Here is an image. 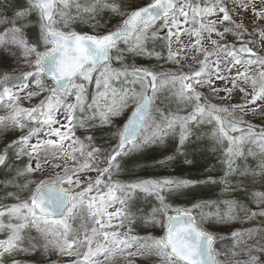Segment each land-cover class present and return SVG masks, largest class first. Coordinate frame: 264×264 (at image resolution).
Masks as SVG:
<instances>
[{
  "label": "rangeland",
  "instance_id": "1",
  "mask_svg": "<svg viewBox=\"0 0 264 264\" xmlns=\"http://www.w3.org/2000/svg\"><path fill=\"white\" fill-rule=\"evenodd\" d=\"M249 1L215 0L205 7L203 0H178L176 13L123 40L109 65L86 70L55 99L37 71L38 59L52 49L37 6L0 0V169L8 164L0 183V239L9 241L0 264H174L160 241L174 211L193 214L199 228L219 238L218 264H244L240 250L251 264H264V86L256 83L264 71V9L249 12ZM149 2L57 0L53 30L110 32ZM233 8L249 22L236 18ZM244 43L259 55L239 56L234 48ZM149 81V123L138 144L117 150ZM225 116L255 131L227 139L220 123ZM205 121L200 137L211 154L195 180L190 171L183 179L173 174L169 157L152 164L146 178L119 172L121 162L143 169L142 150L173 138L161 133L162 125L175 127L183 141ZM210 174H216L211 183ZM195 181L214 186L213 196L197 201L195 214L173 207L175 189ZM52 182L73 192L74 203L65 218L41 220L31 200ZM141 190L158 199V225L134 226L137 217L151 220Z\"/></svg>",
  "mask_w": 264,
  "mask_h": 264
},
{
  "label": "water",
  "instance_id": "2",
  "mask_svg": "<svg viewBox=\"0 0 264 264\" xmlns=\"http://www.w3.org/2000/svg\"><path fill=\"white\" fill-rule=\"evenodd\" d=\"M39 5L43 16L44 24L49 29L54 18L56 4L54 0H32ZM177 0H155L151 5L134 11L125 21L121 29L113 31L104 36L78 37L62 36L61 34L50 33L49 40L54 44L55 50L38 62V69L42 72L46 80L54 84L53 96L58 97L72 85L77 75L85 67L93 65L98 67L109 61L110 49L117 46L123 38H134L144 27L151 26L160 18H165L176 11ZM213 0H206L205 5H209ZM236 50L241 55L255 57L257 54L250 50V46L244 44L238 46ZM264 72L257 77V82L262 88V78ZM150 99L140 108L128 121L125 137L122 142L123 147H127L136 141L140 131L146 123ZM224 128L231 134L248 132L251 127L234 124L223 119ZM71 194L59 190L55 185L45 186L33 200L36 213L42 218L62 217L65 210L70 205ZM171 224L162 237L164 244L168 246V252L173 259L183 264H216L213 261L210 250L215 242L211 236L201 233L194 225V219L185 214L170 216ZM6 243L0 241V252Z\"/></svg>",
  "mask_w": 264,
  "mask_h": 264
},
{
  "label": "trees",
  "instance_id": "3",
  "mask_svg": "<svg viewBox=\"0 0 264 264\" xmlns=\"http://www.w3.org/2000/svg\"><path fill=\"white\" fill-rule=\"evenodd\" d=\"M208 126V123L203 122L201 124V126H199L197 129L192 131V134L187 136V138L183 141H180V136L178 134L177 131H173L172 135L173 138L171 139H165L163 141V143L161 144L160 148H150L148 149V147H146V149H143L141 152V156L139 157L140 161H142V164L144 165L145 168L150 169V166L152 164H155V162L160 161L162 158L165 157H169V159L171 160V164L173 167V174H177L178 172H176V168L174 167H180L183 166L184 162L186 161H191L190 159L194 160L195 156L200 152L199 150L201 148H204L207 150V148H205V145H207V138L204 137H200L201 134H203L206 129L205 127ZM172 130V129H171ZM171 131L165 132V135H168ZM193 132H196L195 134H193ZM207 133L210 135V129L208 128ZM210 144H208L209 146ZM208 151V150H207ZM158 155L160 157V160L158 159L159 157L156 156ZM158 157V158H156ZM138 160V161H139ZM202 164H204V162H198V163H194V164H189L186 166V168L184 167L183 170H179V174H182V176H184L185 172H189L190 171V177H192V180H195L197 175H201L204 174L203 170L204 166H202ZM120 166V170L122 167L126 166L129 167L131 165H123ZM119 170V172H121ZM1 173V172H0ZM148 171H143V173L141 174V178L143 177H147ZM206 178H209L210 183L212 180H214L215 176L213 174H210L208 176H206ZM206 178H204L203 180H205ZM2 180V175H0V181ZM203 183L206 182H199L197 185H194L195 187H191L189 188L190 190L186 191L184 190V193H179L176 195L175 200L173 201L174 203V207L177 206H182V209L185 208H193V205L195 203H193V200L195 198H201L202 196L206 195L207 192H209L210 190L212 191V187L210 185L209 187H202L204 186ZM212 188V189H211ZM141 192H139L140 194ZM142 194V193H141ZM144 200H142V209L145 211V209L148 210H152V214H151V220H144L141 217H137L139 219L138 222H136V224H134L135 227H142V226H150L151 224H153V222L158 225L157 220H158V213L160 212V206L158 203V199L156 197H147L145 195H141ZM207 196H211L210 193L207 194ZM206 196V197H207ZM167 200V199H166ZM136 201V200H135ZM202 201H204V199H202ZM134 206V205H133ZM145 209H144V208ZM163 208V206H162ZM190 208V209H191ZM196 211V210H195ZM147 224V225H145ZM215 234H218V232L216 230H213ZM237 258L241 259L244 261V264H251L250 261H248L245 257H244V252H242V250L237 252Z\"/></svg>",
  "mask_w": 264,
  "mask_h": 264
},
{
  "label": "bare ground",
  "instance_id": "4",
  "mask_svg": "<svg viewBox=\"0 0 264 264\" xmlns=\"http://www.w3.org/2000/svg\"><path fill=\"white\" fill-rule=\"evenodd\" d=\"M263 4H264V0H250L249 1V4H248V7L250 9L248 11L249 12H252L253 9H256V12H259L260 10H263L264 9V8H262V5ZM233 13H234V15H236V18H238L239 20H246V21H248V19L246 18L247 15L245 13H243V12H240L239 9L237 11L235 8H233ZM262 15L264 16V14H262ZM200 42H202V41H200ZM200 45H206V43L205 42H202ZM208 144L209 143H207V145H205V148H207V150H208ZM207 150L204 149V148H201L199 150L200 152L195 156L194 160L190 159L191 161L184 162L183 166L174 167V168H176V172H178L177 174L175 173V175L178 178L183 179L182 174H179L180 173L179 170H183V168L184 167L186 168V166L189 165V164H194V163H198V162H205V161H207L210 158V154H211V152L210 151H207ZM156 156H158V155H156ZM158 157H156V158H158ZM254 157L258 158V155H254ZM260 157L261 156H259V158ZM158 159L160 160V157ZM205 165H206V163L205 164H202V166H204V167H205ZM130 167H132V166H129V167L124 166V167H122L121 170H120L121 173L123 175H125V176L133 175V176L140 177L141 174L143 173V171H152L151 169H147L145 167H143V169L142 168H140V169L139 168H136V170L133 169V168H130ZM172 169H173V167H172ZM213 171H215V170H213ZM195 201H196V198L193 200V202H195ZM145 211H146V213L152 212V210H148V209H145Z\"/></svg>",
  "mask_w": 264,
  "mask_h": 264
}]
</instances>
